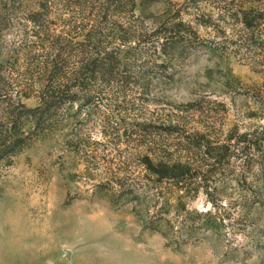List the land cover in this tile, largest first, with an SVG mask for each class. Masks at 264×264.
<instances>
[{"label": "rangeland", "instance_id": "1", "mask_svg": "<svg viewBox=\"0 0 264 264\" xmlns=\"http://www.w3.org/2000/svg\"><path fill=\"white\" fill-rule=\"evenodd\" d=\"M54 68L0 162V264H264V0H0V128Z\"/></svg>", "mask_w": 264, "mask_h": 264}, {"label": "trees", "instance_id": "2", "mask_svg": "<svg viewBox=\"0 0 264 264\" xmlns=\"http://www.w3.org/2000/svg\"><path fill=\"white\" fill-rule=\"evenodd\" d=\"M100 67L101 70L105 73L111 71V66L109 63L101 65ZM59 75V71L54 68V70L49 72L47 78L48 81H52L53 83V89L56 92L55 95L51 93L50 95H47L42 98V106L36 109H27L24 105H22L21 107L23 109V113L19 114V118H17V120H15L14 118H12V120H9L7 122L8 124L6 129L0 128V162L4 159H10L20 153L22 149L26 146L27 141L30 139L29 137H22V134H20L17 130L19 129V123L22 119V116L25 115L27 119H35L37 122V126L41 128V123L43 121H46L51 111L56 110L61 105H63L62 103H65H60L61 101H63V98L59 97V95L62 94L61 90L63 84L59 82ZM16 121H18V123H16ZM2 125L3 124H0V126ZM225 147L226 146L223 145L221 148ZM143 164L146 166V169L149 171L150 174L157 177L158 181H170L176 186L181 185L180 187H183L185 183H187L188 180L193 177V174H191V168L182 163L167 165L162 162H159L157 164H154L149 158H145L143 160ZM207 216H209V213L197 214V218ZM197 218L182 219L181 221H179V225L183 224V222H192L195 225V223L197 222ZM203 226L209 227L208 223L206 222ZM189 227L193 228L192 225L188 226V228Z\"/></svg>", "mask_w": 264, "mask_h": 264}]
</instances>
